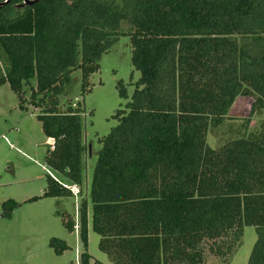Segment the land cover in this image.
<instances>
[{
  "label": "trees",
  "instance_id": "16d2710c",
  "mask_svg": "<svg viewBox=\"0 0 264 264\" xmlns=\"http://www.w3.org/2000/svg\"><path fill=\"white\" fill-rule=\"evenodd\" d=\"M22 2L0 9V88L8 85L21 109L32 106L54 142L45 166L60 179L48 175L43 196L74 198L71 186L83 187L91 148L81 106L59 98L76 71L86 91L101 57L126 35L140 79L99 141L90 204L100 252L111 264H231L253 227L248 264H264V0ZM117 90L129 99L123 82ZM239 98L252 101L258 129L211 148L208 137ZM250 124L241 125L245 135ZM4 206L7 218L18 207ZM88 209L82 201L78 224L63 216L85 249ZM50 247L57 255L68 248L58 239ZM90 262L83 253L78 264Z\"/></svg>",
  "mask_w": 264,
  "mask_h": 264
},
{
  "label": "rangeland",
  "instance_id": "374dc122",
  "mask_svg": "<svg viewBox=\"0 0 264 264\" xmlns=\"http://www.w3.org/2000/svg\"><path fill=\"white\" fill-rule=\"evenodd\" d=\"M121 31L128 34L130 26L123 24ZM130 39L121 35L110 51L99 61V71L90 77V86L82 91L81 72L76 71L66 84L65 93L59 98L61 106L68 102L80 104L85 143L91 148L85 156V180L82 188L72 187L74 198L44 197L47 176L60 179L47 170L45 157L49 140L44 136L38 113L32 106L20 108L18 96L8 85L0 88V264H78L83 253L91 256L90 264L96 261L111 264L100 252V237L92 230L90 189L92 173L101 150L100 140L106 137L117 124V111L130 101L140 73L132 66ZM123 82L129 99L119 97L117 86ZM33 81V85H35ZM252 101L239 98L233 104L220 130L208 137L211 148L242 135L251 138L261 122V117L250 116ZM250 119V126L241 130V125ZM37 199V200H35ZM88 245L84 248L79 229L68 232L64 215H69L78 224V209L82 201L88 203ZM18 205L11 217L4 216L6 203ZM7 207V206H6ZM58 239L68 246L62 255L50 247V241ZM256 242V231L246 227L231 264H248ZM208 264H223L211 257Z\"/></svg>",
  "mask_w": 264,
  "mask_h": 264
},
{
  "label": "water",
  "instance_id": "95a60500",
  "mask_svg": "<svg viewBox=\"0 0 264 264\" xmlns=\"http://www.w3.org/2000/svg\"><path fill=\"white\" fill-rule=\"evenodd\" d=\"M10 0H6L4 3H0V9L7 5L9 3ZM40 0H23V2L18 6V8H25L27 6H32L36 3H38Z\"/></svg>",
  "mask_w": 264,
  "mask_h": 264
},
{
  "label": "built area",
  "instance_id": "2783aa9c",
  "mask_svg": "<svg viewBox=\"0 0 264 264\" xmlns=\"http://www.w3.org/2000/svg\"><path fill=\"white\" fill-rule=\"evenodd\" d=\"M53 143H54V142H53L52 140L49 141V145H50L51 148H53V146H54ZM75 228H76V229H79L78 227H75Z\"/></svg>",
  "mask_w": 264,
  "mask_h": 264
}]
</instances>
